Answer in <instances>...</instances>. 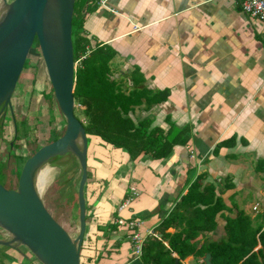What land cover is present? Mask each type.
Wrapping results in <instances>:
<instances>
[{
	"label": "crops",
	"instance_id": "obj_1",
	"mask_svg": "<svg viewBox=\"0 0 264 264\" xmlns=\"http://www.w3.org/2000/svg\"><path fill=\"white\" fill-rule=\"evenodd\" d=\"M87 11L82 0L77 15ZM84 29L94 46L116 51L112 66L128 73L125 92L133 90L136 75L140 89L163 99L137 107L131 118L151 120V129L166 134L189 127L191 138L167 159L144 155L132 161L125 151L88 137L82 263L146 264L133 254L131 233L117 221L138 220L143 236L154 231L159 237L163 222L197 181L202 189L214 187L224 205L216 229L192 241L198 248L225 241L227 219L238 212L264 231V21L243 14L239 0H107L86 15ZM120 72L114 77L120 79ZM131 187L138 196L120 210ZM187 225L179 220L166 233ZM162 242L169 250V241ZM2 247L0 264H40L22 247ZM203 257L177 260L204 264Z\"/></svg>",
	"mask_w": 264,
	"mask_h": 264
},
{
	"label": "trees",
	"instance_id": "obj_2",
	"mask_svg": "<svg viewBox=\"0 0 264 264\" xmlns=\"http://www.w3.org/2000/svg\"><path fill=\"white\" fill-rule=\"evenodd\" d=\"M82 0H76L73 18V45L75 62H79L75 74L74 96L76 104L80 106L76 117L82 122L88 137H97L105 144L120 149L129 154L132 161L144 155H152L157 160L167 159L177 145H187L191 138L190 128L171 130L169 133L161 128H153L151 120L135 122L131 118L137 107L144 103L150 105L160 103L163 99L153 98L144 88L140 89L141 81L135 75L132 82L134 88L127 93L123 89V79L128 73L114 70L112 64L117 56L110 46L92 43L85 29V17L100 6L101 0H83L88 4L87 13L77 15V6ZM39 50L38 41L33 46ZM40 51V50H39ZM84 59H81L83 58ZM30 68L27 59L24 70ZM115 71L121 73L120 79L114 78ZM22 78V76H21ZM53 96V91L51 93ZM50 95H46V97ZM16 141L28 139L29 128L24 119L16 120ZM3 124L0 123V140H3ZM64 133V132H63ZM63 134L53 130L49 138L54 141ZM49 142V139H48ZM32 145V155L40 148L37 143ZM21 148V147H19ZM18 148V149H19ZM28 157H19L11 175L19 177L22 167ZM60 157L54 160L53 166L58 164ZM70 169L79 168V164L66 160ZM13 181H11L12 183ZM197 181L190 188L181 202L174 207L173 212L160 227L161 236L148 240L144 244L142 259L146 264H175L177 258L183 260L191 255L203 257L212 255L213 264H264V231L263 224H255L250 217L238 212L236 218H228L225 228L227 238L223 242L206 241L198 248L195 241L200 234L208 235L216 229V219L224 208L220 200H216L215 188L204 187ZM10 189H13L11 187ZM205 206L206 208L202 209ZM191 212L190 217L186 214ZM179 220L188 225L179 233L169 235L166 230L175 226ZM169 241L166 250L162 241ZM260 246V248H258ZM171 253H176L177 258ZM82 261V257H81ZM83 264V263H82ZM181 264V263H179Z\"/></svg>",
	"mask_w": 264,
	"mask_h": 264
},
{
	"label": "water",
	"instance_id": "obj_3",
	"mask_svg": "<svg viewBox=\"0 0 264 264\" xmlns=\"http://www.w3.org/2000/svg\"><path fill=\"white\" fill-rule=\"evenodd\" d=\"M75 4L76 0H0L4 7L0 15V115L11 109L26 61L38 41L54 98L66 122L61 137L26 160L17 189L0 184V246L24 247L41 264H82L87 230L88 136L76 117ZM66 156L76 158L81 171L79 234L75 240L46 209L36 188L38 173L56 158ZM202 262L213 264L212 255L206 254Z\"/></svg>",
	"mask_w": 264,
	"mask_h": 264
},
{
	"label": "rangeland",
	"instance_id": "obj_4",
	"mask_svg": "<svg viewBox=\"0 0 264 264\" xmlns=\"http://www.w3.org/2000/svg\"><path fill=\"white\" fill-rule=\"evenodd\" d=\"M12 1L8 0L9 3ZM3 10L4 7L0 5V14ZM28 60L30 68L22 73V78L12 98L11 109H7L4 114L0 115V123L3 124L4 129L3 140H0V184L9 190L11 187L13 190L17 189L19 180V177L11 175L10 170L15 167L19 157L32 155L33 147L30 144L36 142L39 147L50 144L54 141L49 138L51 131L57 130L64 134L66 128L65 119L54 98V93L53 96L51 95L53 90L40 51L33 49ZM115 67L114 70L117 69ZM117 72L115 71L116 74ZM46 95L50 96L46 97ZM79 109L80 106L76 104V115L82 118L78 113ZM19 119L27 122L29 135L28 139L16 141L15 123ZM66 160L71 163L72 161L77 162L76 158L67 156V159L64 158L57 162L64 166L48 164L43 168L50 169V175L41 199L53 218L75 240L79 234L78 187L81 171L80 168L70 169V165H65ZM6 248L2 247V249ZM23 249L26 248L23 247Z\"/></svg>",
	"mask_w": 264,
	"mask_h": 264
},
{
	"label": "built area",
	"instance_id": "obj_5",
	"mask_svg": "<svg viewBox=\"0 0 264 264\" xmlns=\"http://www.w3.org/2000/svg\"><path fill=\"white\" fill-rule=\"evenodd\" d=\"M107 0H101V4H105ZM240 10L243 14L248 16L251 19H258L264 21V0H239ZM81 59H84L81 58ZM79 62L76 63L78 65ZM131 194L127 198V200L122 204L120 207V210H123L124 208L128 207L134 199L138 196V190L135 187H131ZM258 205L254 207V211L257 212ZM117 224L122 227H126L131 235L130 239L133 245V254L137 258H142L143 255V248L144 244L146 242V238H157V234L154 231H149L146 236H143L140 233L141 223L138 220H132V221H125L123 219H119L117 221Z\"/></svg>",
	"mask_w": 264,
	"mask_h": 264
},
{
	"label": "bare ground",
	"instance_id": "obj_6",
	"mask_svg": "<svg viewBox=\"0 0 264 264\" xmlns=\"http://www.w3.org/2000/svg\"><path fill=\"white\" fill-rule=\"evenodd\" d=\"M49 175H50V169H42L38 173V176H37V179H36V188H37V191H38L39 195L44 193V191H45V189H46V187L48 185Z\"/></svg>",
	"mask_w": 264,
	"mask_h": 264
},
{
	"label": "flooded vegetation",
	"instance_id": "obj_7",
	"mask_svg": "<svg viewBox=\"0 0 264 264\" xmlns=\"http://www.w3.org/2000/svg\"><path fill=\"white\" fill-rule=\"evenodd\" d=\"M4 113H5V112H4ZM4 113H3V114H4Z\"/></svg>",
	"mask_w": 264,
	"mask_h": 264
}]
</instances>
